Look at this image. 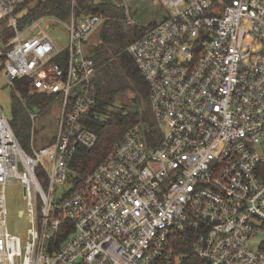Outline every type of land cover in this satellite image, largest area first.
I'll return each mask as SVG.
<instances>
[{"label": "built area", "instance_id": "obj_1", "mask_svg": "<svg viewBox=\"0 0 264 264\" xmlns=\"http://www.w3.org/2000/svg\"><path fill=\"white\" fill-rule=\"evenodd\" d=\"M69 1L67 18L20 26L27 0H0V73L61 103L41 146L31 129L25 148L0 112V264H180L174 239L188 232L203 264H264V0H159L171 10L126 48L154 125L131 126L75 189V153L98 140L86 125L97 73L87 42L105 18ZM55 19L65 44L51 34ZM123 20L138 24L127 7ZM12 182L21 228L9 217Z\"/></svg>", "mask_w": 264, "mask_h": 264}, {"label": "trees", "instance_id": "obj_2", "mask_svg": "<svg viewBox=\"0 0 264 264\" xmlns=\"http://www.w3.org/2000/svg\"><path fill=\"white\" fill-rule=\"evenodd\" d=\"M75 12L82 14H100L104 17L100 33V42L90 44L88 51L94 58L97 68L93 79L95 89V114L86 124L98 136L97 143L92 148L79 146L71 163L74 171L73 186L75 189L81 181L105 158L115 142L134 124L147 120L149 127L154 125L152 113L146 112L149 102V85L127 46L138 38L148 26L138 24L124 27L125 6L120 5L122 12H118L114 3L108 0L95 2L94 0H75ZM28 5V6H25ZM19 10L25 13L19 18V25L23 26L32 18L42 15H55L67 18L71 13L69 0H27ZM5 23L4 21H1ZM14 33L13 28L3 29L2 40L7 41ZM29 81L18 79L15 81V96L12 104L13 129L25 148L31 131V117L27 107L42 108L53 99L52 96L33 92L29 88ZM137 106L136 111L134 107ZM260 172L264 178V163L260 165ZM66 227L63 225L57 240L65 237ZM193 235L177 233L174 239L175 251L180 256V264H203L194 251Z\"/></svg>", "mask_w": 264, "mask_h": 264}, {"label": "rangeland", "instance_id": "obj_3", "mask_svg": "<svg viewBox=\"0 0 264 264\" xmlns=\"http://www.w3.org/2000/svg\"><path fill=\"white\" fill-rule=\"evenodd\" d=\"M114 3L116 10L120 13L122 12L119 3L123 1L128 10L129 14L138 23L139 26L145 27L149 24L160 21L164 16L171 10L170 6L163 5L159 0H108ZM125 6V5H124ZM125 6V8H126ZM1 22V19H0ZM102 24H99L90 34L87 48L90 44H96L100 42V33ZM125 29H128L129 24L124 22ZM2 31V26H0V32ZM51 34L58 38L60 42L65 44L68 39L67 27L59 19H55L54 23L51 21ZM30 88V86H29ZM31 89V88H30ZM14 89L10 86L7 78L0 73V112L1 110L11 119L12 118V104L13 98L15 96ZM60 106L61 103L57 100L52 99L48 105L42 108H30V113L35 115V120L31 119V129L35 130L34 144L36 146H41L51 142L55 136L57 130V124L60 117ZM146 112L150 114L151 106L148 102L146 106ZM152 117V116H151ZM31 132V131H30ZM31 137V134H30ZM29 137V139H30ZM260 150H264V144L259 143ZM264 154V152H263ZM8 210L10 221L15 220L14 227L21 228L22 221L17 218L18 211L24 209V202L21 196V186L15 182L7 185L6 189ZM22 225V226H21Z\"/></svg>", "mask_w": 264, "mask_h": 264}, {"label": "crops", "instance_id": "obj_4", "mask_svg": "<svg viewBox=\"0 0 264 264\" xmlns=\"http://www.w3.org/2000/svg\"><path fill=\"white\" fill-rule=\"evenodd\" d=\"M120 5H125L126 6V4L123 2V1H121L120 3H119V6ZM127 7V6H126ZM131 16V15H130Z\"/></svg>", "mask_w": 264, "mask_h": 264}, {"label": "water", "instance_id": "obj_5", "mask_svg": "<svg viewBox=\"0 0 264 264\" xmlns=\"http://www.w3.org/2000/svg\"><path fill=\"white\" fill-rule=\"evenodd\" d=\"M134 109L137 111L138 110L137 106H135Z\"/></svg>", "mask_w": 264, "mask_h": 264}]
</instances>
